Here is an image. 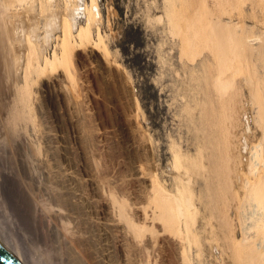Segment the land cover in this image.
<instances>
[{
    "label": "bare ground",
    "instance_id": "6f19581e",
    "mask_svg": "<svg viewBox=\"0 0 264 264\" xmlns=\"http://www.w3.org/2000/svg\"><path fill=\"white\" fill-rule=\"evenodd\" d=\"M50 1L40 0L53 7L43 12L45 17L41 11L44 33L37 39L34 21L25 24L27 29L23 25V14L35 17L32 0H0V247L4 252L17 264H191L188 252L198 240L192 228L196 206L182 177L195 173L202 181L198 198L207 219L215 221L209 242L233 264H264V0H164L163 13L156 15L178 37L180 59L199 57L188 68L184 64L195 90L190 98L198 143L194 155L186 152L180 163L184 152L176 147L171 153L173 164L179 163L185 173L192 171L173 177L177 186L172 191L152 170L153 146L132 114L125 118L133 133L129 144L139 155L138 160L133 157L138 165L133 163L132 173L113 166L110 175L107 160L104 168H99L98 160L94 168L78 164L67 168L66 136L78 132L72 129L73 115L68 116L69 132H54L52 92L78 107L79 100L71 101L74 90L87 88L76 81L91 78L97 83L105 69L97 48L106 51V45L99 32L91 37L92 24L100 17L97 0ZM58 29L60 34H55ZM53 36L59 51L48 57L39 41L48 43ZM249 117L258 127V143L243 160L233 147L237 140L246 147ZM100 122L87 127L92 139L102 142L96 143L95 152L105 148L117 131L115 121ZM101 177L110 180L104 183ZM23 191L32 209L26 206ZM136 194H143L146 204L132 201ZM30 224L35 236L28 230Z\"/></svg>",
    "mask_w": 264,
    "mask_h": 264
},
{
    "label": "rangeland",
    "instance_id": "374dc122",
    "mask_svg": "<svg viewBox=\"0 0 264 264\" xmlns=\"http://www.w3.org/2000/svg\"><path fill=\"white\" fill-rule=\"evenodd\" d=\"M54 1H56L55 3L57 2H59V4L61 3V0H54ZM32 2L34 4L33 5L34 7L32 8L31 11L32 12L34 11L33 14L35 13L34 14L35 20L34 18L33 19L31 18L32 16L30 13L29 16L23 14V21H24L23 25L25 29H27L25 24L29 26V23L32 24L31 20H33L34 23L36 24V26L35 24H33L36 28V32L33 38L39 39V36L40 37L43 36L42 34L44 33L43 30H44L45 18L43 17L45 16L43 12L44 13L46 12V14L50 12V8L53 7V4H52V0L50 1L52 5H50L48 2L47 3L49 5H47V3L46 5H42L40 0H32ZM97 2L99 7L98 9L100 12V17H99V21L97 20L95 24H92L91 37H95L96 32H99L102 35V37H104L102 38V41L105 42L103 43L106 45V51H104L102 47L100 48V46L97 48V50H99L97 53V58L99 59V63L101 64V67L105 68L103 69L104 70L103 74H99L98 77L99 79L97 83L93 82L91 78H88L87 80L84 78H80L79 81L77 79L76 84L78 85L81 84L80 82H83V84L86 85L87 90H82V91L81 89L74 90L71 101L73 99L77 101L79 100L78 102L79 105L78 107L76 106V108H74L75 106L72 104L73 102L69 104L68 100L66 101L65 98L62 99L63 98L62 96L58 97L56 96V93L54 94V92H52V97H53L52 110H54L53 120H54V124L56 125V126L54 125L53 127L54 132L57 133L59 129L63 131L67 130V132H69L68 130L71 127V122L69 123L70 118L68 116L70 115L71 116L73 115L72 117L71 116L70 117L73 119L72 122L74 121L73 122L74 125L72 124L74 128L72 127L71 128L75 129V131L78 132V134L75 137L66 136L67 147L65 148V150L67 149L66 152L67 168L70 169L71 167H77V164L78 166L82 165L86 169H90L89 167L94 168L93 163L98 164L97 160L99 161V168H104L103 167L105 166L104 160H107L108 163L107 165L109 166V170L121 166V168L128 170V174L132 173L134 169L133 166H135L133 163H135L137 166L138 162L136 161V159L138 160L139 158L138 157L139 155H135V153L138 154L136 149L133 148L131 144H129L130 141L131 142L133 141L132 140L133 133L132 131L129 130L126 119H128V116L132 114L135 117L137 123H139L138 125L139 128L145 133L147 139H149L151 145L153 146L152 149L153 152L151 156L152 158L154 157L153 163L154 162L155 163L152 170L156 173L155 175L157 176V178L158 179L160 178L159 179L161 180L160 183L164 184L167 187L165 188L164 186V188L169 189V191H172L170 189H172V187L175 189L177 186L175 184L176 179H174L176 176L178 175L184 176L186 173L192 172V171H187L185 173L183 171V167L179 163L183 160L185 161V158H187V156H185L186 152L189 155L190 154L194 155L198 143V139H197L198 136L194 126L196 123V119H195L196 110L194 109V101L192 98H190L192 97L191 94L193 93L195 94V90L193 91L194 89L192 87L193 84L191 83L190 85V80H188L190 79L189 74L185 70H187L188 68L187 66L189 65L192 66L193 64H195L199 57L195 56L196 58L193 57V60L192 57L190 59V56L189 58H186L187 57L186 55L183 56V59L179 58L180 49H179L178 37L175 36L170 31L169 27L167 29L168 25L165 24V21L162 18L161 19L163 21L157 18V16H159L158 14L161 15L163 13L164 0H97ZM19 9L23 11V9L21 8ZM41 11L43 17L41 15ZM36 14L38 15L37 17ZM25 16L27 17V19L29 18L28 20L31 19L30 22L25 20L26 19ZM59 18L61 19V16ZM84 19H85V15L81 13L80 14L81 22ZM26 21L27 23H25ZM55 34H60L59 29L56 31ZM40 40L41 42H43L41 38ZM56 41L57 39L54 38V36L49 40L48 43H44V42L41 43L39 41V43L41 44L40 50L48 57H51L52 54L51 52L53 50L56 49L55 51L57 53L59 51L58 42ZM44 45L45 46L48 45V46L45 47ZM42 46L45 48V51ZM103 51L107 54L106 56ZM92 63L97 64V61L92 60ZM184 64L187 67L186 69ZM81 69L83 70V68ZM175 71L179 74V77ZM183 71H185L186 73ZM183 73H185V75ZM186 74H188V76ZM121 80H125V82ZM189 88L191 89L188 90ZM191 90L193 92H191ZM58 98H60V100H58ZM184 100L188 101L189 103L187 105H186L187 102L184 104L185 102ZM65 104H67L68 106H66ZM66 108H68V111L66 110ZM70 108L71 109L74 108L75 111L74 109L71 110ZM69 109L71 110V112H69L70 111ZM186 109H190V110L193 109V111L190 112V110H186ZM191 113L192 116L194 115L195 117L193 116L192 118ZM63 115L65 117L67 116L66 120L65 117L62 119L61 116ZM102 118L115 121L116 123L114 122L115 123L114 125L117 128V131L114 133L113 139L108 138L112 144L110 142L106 143L105 145V148H107L106 150L105 148H103L102 150L99 151L98 149L95 152L96 143L97 145L98 144L100 145L102 144V142L94 141L92 139V134L87 129V127H89L90 125H95L94 123H96L97 126H99L101 123L100 121H103ZM57 119L58 121H56ZM60 119H62V121ZM249 122H250L249 126L251 132L248 130L249 132L245 134L247 141L246 147L243 148L244 146L243 147L240 146L239 144L241 143L238 142L239 140L234 142V147H233L234 153L238 154L239 152H241L239 153V155H243L242 159L243 158L246 159V157L249 156V153L253 150L252 146L258 143L257 141L259 135V131L257 130L258 127L255 125V123H253L250 117H249ZM236 136L240 137V133L239 134L237 133ZM242 141L243 139L241 138V142ZM114 142L117 143H115L116 145H114L113 147ZM172 144H175L176 146L173 145L172 147ZM107 145L108 146L111 145V146L107 147ZM176 147H178L177 148L178 150L176 149ZM239 148H241V150H239ZM175 149L181 154L184 152L178 158L179 167H177L178 166L176 165L177 163L175 164L172 163L174 161L173 160L174 157L172 154ZM107 150H110L111 154L113 155H111ZM160 153L163 154V156L161 155L160 157ZM234 153L233 155H235ZM118 154L121 155L118 156ZM244 155L246 157H244ZM235 156L237 157V155ZM92 157L94 159H92ZM133 157L136 159H133ZM127 161H129L128 162L129 165L127 164ZM134 161H136L137 163ZM110 166L111 167L115 166V167L110 168ZM69 169L67 170L68 174H69ZM111 170H110V175L112 173ZM127 170L125 171V174L127 173ZM188 176L186 177L185 175L184 178L182 177V180L187 181L188 186L191 189V194L192 193L194 194V196L193 194L192 196L194 200V206H196L195 217H194V220H196V222L193 221L192 228L194 234L197 233L195 234V236L196 239H198L196 240L197 242L195 244L194 243L191 244L190 250L188 252V256L191 264L192 263L193 264H233L230 262L231 261L230 259L226 257L222 258L219 253V249L216 248V246L213 245V243L209 242L210 241L208 237L209 228L211 227L210 225L212 224L215 225L214 224L215 221L214 220L212 221L211 218L207 219L208 212L207 210L204 209V205L202 204L203 202H201V199L199 200L198 198L199 195L198 191H200L202 188V181L200 180L198 175L195 176V173L194 174L191 173L190 175L188 174ZM185 177L187 178V180H185ZM157 178L156 180H158ZM101 179L102 181H104V183H108L110 180L109 178L106 177H101ZM77 181L78 178L74 180V182ZM137 189L136 192L138 191L137 193H139L140 191ZM137 195L140 196L139 200L137 199L138 198ZM23 198H25L26 206L32 209V203L30 199H28L29 197L24 191H23ZM131 200L140 202V203L137 202L138 204H142V205L146 204L145 203L146 200L143 194L142 195L136 194L135 198ZM37 222L38 221L36 220V222L34 223L32 222V223L35 226V224H38ZM206 222L208 223V226H206L207 225ZM33 224L32 225L30 224V226L28 225L29 228L28 230L32 233L33 236H35L33 234L34 232H32ZM198 241L200 243H198Z\"/></svg>",
    "mask_w": 264,
    "mask_h": 264
},
{
    "label": "water",
    "instance_id": "95a60500",
    "mask_svg": "<svg viewBox=\"0 0 264 264\" xmlns=\"http://www.w3.org/2000/svg\"><path fill=\"white\" fill-rule=\"evenodd\" d=\"M0 264H17L15 259L11 257L10 254L4 252L0 247Z\"/></svg>",
    "mask_w": 264,
    "mask_h": 264
}]
</instances>
